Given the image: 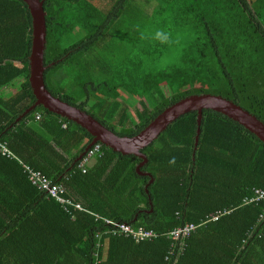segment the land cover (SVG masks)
Listing matches in <instances>:
<instances>
[{
  "label": "trees",
  "instance_id": "obj_1",
  "mask_svg": "<svg viewBox=\"0 0 264 264\" xmlns=\"http://www.w3.org/2000/svg\"><path fill=\"white\" fill-rule=\"evenodd\" d=\"M42 10L45 89L115 135L132 137L200 94L264 124V0H42ZM29 47L26 6L0 0V146L9 152L0 154V264H264V200L244 202L264 191V144L253 133L209 109L196 126L197 111H187L139 150L147 175L138 174L137 156L91 143L40 106L29 110ZM164 53L170 70L143 72ZM163 84L173 91L163 94ZM142 89L152 106L135 109ZM30 173L100 218L74 210L70 218ZM115 223L151 234L135 242ZM188 223L196 229L172 238Z\"/></svg>",
  "mask_w": 264,
  "mask_h": 264
},
{
  "label": "water",
  "instance_id": "obj_2",
  "mask_svg": "<svg viewBox=\"0 0 264 264\" xmlns=\"http://www.w3.org/2000/svg\"><path fill=\"white\" fill-rule=\"evenodd\" d=\"M26 6L30 19V47L27 57L28 85L34 97V103L29 109L40 106L49 113L60 118L71 121L84 129L91 137V143H99L121 155L132 154L143 161L136 167L145 163L144 155L139 153L158 133L172 122L179 115L187 111L196 110V126L200 123L201 109H209L224 115L228 119L235 121L246 130L253 133L260 142L264 144V124L250 115L247 111L234 103L220 97L208 94L190 95L186 98L165 108L159 113L142 131L132 137H119L102 126L95 119L83 111L70 106L59 99L51 96L43 84V71L46 67L42 64V56L45 44L44 12L42 10V0H20ZM28 112V110H27ZM198 134V129H196ZM197 143V136L194 137L193 145ZM151 182V181H150Z\"/></svg>",
  "mask_w": 264,
  "mask_h": 264
},
{
  "label": "built area",
  "instance_id": "obj_3",
  "mask_svg": "<svg viewBox=\"0 0 264 264\" xmlns=\"http://www.w3.org/2000/svg\"><path fill=\"white\" fill-rule=\"evenodd\" d=\"M34 119L40 118L39 113L35 112L33 115ZM64 127V126H62ZM98 150V146H94L92 150L88 151L85 157H82L79 162L76 164V170L79 171V173L84 174L86 172V167L89 166L90 162V157L96 153ZM0 154L1 155H6L9 156V152L2 146H0ZM24 171L30 172L29 168L24 165L23 168ZM29 180L31 181L32 184H34L37 188H42L50 197L54 198L56 201L62 202L61 195L63 193V189L60 186L52 187L49 185L48 181L42 177H39L38 174H33L30 173ZM254 198L244 201L245 203H249L250 201H257V200H264V192L260 190H255L254 191ZM75 208L79 209L78 205H75ZM221 215L220 212H215L214 214L209 215L208 220L206 221H215L219 216ZM196 229L195 225L192 224H184L182 227L178 228V231L175 232L172 235L173 237H177L178 234L180 233L183 237H187L191 232H193ZM136 236H142V235H149L151 233H143L140 230H137L135 232Z\"/></svg>",
  "mask_w": 264,
  "mask_h": 264
},
{
  "label": "rangeland",
  "instance_id": "obj_4",
  "mask_svg": "<svg viewBox=\"0 0 264 264\" xmlns=\"http://www.w3.org/2000/svg\"><path fill=\"white\" fill-rule=\"evenodd\" d=\"M140 18H142V15L139 14L138 15ZM139 18V20H140ZM169 57H167V54H162L158 57H156L154 60H151L149 62H146L143 66V69L144 71L143 72H149L150 70H154V71H161V70H170V66L168 64H165V61L168 59ZM140 77H144L143 74H139ZM167 86H170V85H167V84H163V85H160L159 88L161 89L162 93L163 94H168L170 93L171 91L173 90H169L170 88L167 87ZM182 88V86H181ZM184 89L182 90H188L189 87L188 85L186 87H183ZM14 93L15 92V88L14 87H7V88H4L3 89V93ZM140 94L137 95V98L135 99L134 103H133V108L135 109H140L141 108V105L139 102H143L145 104L146 107L150 108V106H152L151 104V100H153V96L149 93V92H146L144 89H142L140 92ZM157 100V99H156ZM91 164V163H90ZM89 164V165H90Z\"/></svg>",
  "mask_w": 264,
  "mask_h": 264
},
{
  "label": "clouds",
  "instance_id": "obj_5",
  "mask_svg": "<svg viewBox=\"0 0 264 264\" xmlns=\"http://www.w3.org/2000/svg\"><path fill=\"white\" fill-rule=\"evenodd\" d=\"M261 122V121H260ZM90 166V165H89ZM39 175V174H38ZM39 177L44 178L43 176L39 175ZM45 179V178H44ZM37 188V187H36ZM42 188H37V191H42ZM262 191V190H260ZM264 192V191H263ZM62 202L60 201H56L57 203H59L60 205H64L65 206V210L64 212L70 217L73 218L74 214L71 210H74L76 212H85L88 213L89 215L93 216L94 218H100L98 215L93 214L89 211H86L85 209L82 208V206L80 205V202H72L71 200H69L68 198L62 197ZM258 201V200H257ZM75 205L79 206V209L75 208ZM105 223L109 224V221L107 219H103ZM115 226H118V229L127 237L129 236L130 238H132L135 242L138 241V239L136 238V234H135V230L130 229L128 226L124 225H118V224H114ZM101 244L98 245L99 249L101 248Z\"/></svg>",
  "mask_w": 264,
  "mask_h": 264
},
{
  "label": "crops",
  "instance_id": "obj_6",
  "mask_svg": "<svg viewBox=\"0 0 264 264\" xmlns=\"http://www.w3.org/2000/svg\"><path fill=\"white\" fill-rule=\"evenodd\" d=\"M15 91H16V89H15ZM5 93V92H4ZM15 93V92H14ZM13 93V94H14ZM12 93H5V95H13Z\"/></svg>",
  "mask_w": 264,
  "mask_h": 264
}]
</instances>
